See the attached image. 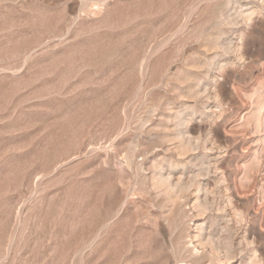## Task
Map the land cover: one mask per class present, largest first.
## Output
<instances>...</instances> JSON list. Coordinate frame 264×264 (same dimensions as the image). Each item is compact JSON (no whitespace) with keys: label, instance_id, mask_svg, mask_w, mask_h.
Listing matches in <instances>:
<instances>
[{"label":"rangeland","instance_id":"1","mask_svg":"<svg viewBox=\"0 0 264 264\" xmlns=\"http://www.w3.org/2000/svg\"><path fill=\"white\" fill-rule=\"evenodd\" d=\"M0 264H264V0H0Z\"/></svg>","mask_w":264,"mask_h":264}]
</instances>
